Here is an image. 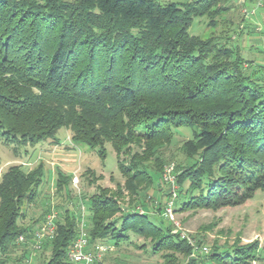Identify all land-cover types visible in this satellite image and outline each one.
Here are the masks:
<instances>
[{
  "label": "trees",
  "instance_id": "obj_1",
  "mask_svg": "<svg viewBox=\"0 0 264 264\" xmlns=\"http://www.w3.org/2000/svg\"><path fill=\"white\" fill-rule=\"evenodd\" d=\"M217 2L0 0L4 143L58 145L56 134L64 128L74 145L97 150L101 159L109 144L124 189L136 198L152 189L158 200L156 212L146 202L130 209L116 199L120 186L112 196L97 187L86 199L87 251L118 249L135 236L151 239L148 253H162L163 264H251L257 258V242L214 244L203 252L193 238V251L171 233L162 211L171 195L155 156L173 129L191 133L181 146L187 162L172 164L175 212L236 207L264 191V61L246 59L228 40L188 31L195 18L213 19ZM85 174L94 177L89 169ZM63 175L57 172V194L68 193L72 181ZM44 176L42 164L31 172L10 166L0 175V264H9L20 235L32 238L31 227L21 225L22 207L34 203ZM79 220L69 210L56 218L53 237L41 242L49 252L46 264H70Z\"/></svg>",
  "mask_w": 264,
  "mask_h": 264
},
{
  "label": "rangeland",
  "instance_id": "obj_2",
  "mask_svg": "<svg viewBox=\"0 0 264 264\" xmlns=\"http://www.w3.org/2000/svg\"><path fill=\"white\" fill-rule=\"evenodd\" d=\"M155 1L182 5L193 0ZM217 1L214 9H221L215 17L213 19L208 17L193 19L188 30L189 33L204 40L213 36L217 37L221 43L228 40L231 47L239 46L242 49L241 54L246 59L264 61V41L257 44L259 47L253 41L264 36V1L255 0L253 5L248 1L245 3H236V0ZM223 6H227L228 9L223 10ZM237 28L239 29L236 33ZM71 136L69 130L62 128L56 134V138L60 142L58 145L48 140L41 143L39 147L31 149L28 148V145L5 144V138L0 132V175L13 165H21L23 170L28 172H31L39 164H42L45 169L44 181L38 190L36 200L33 204L22 207L25 218L21 220V225L31 227L33 234L42 224L43 219L47 216L45 214L49 213V210L55 214L56 218L64 210L73 211L80 218L83 217L87 224L89 221L86 199L96 193L97 187L106 189L108 191L106 194L112 196L113 193H117V185L121 189L120 197L116 198L120 201V206L135 209L140 203L145 204L144 202H146V204L152 203L156 212L158 200L153 199L152 189L144 192V195L148 197L146 201H144L143 194L138 198L131 197L124 189V180L117 170L115 153L109 144L105 145V157L101 159L97 150H91L84 145H74L71 142ZM190 138L189 130L173 129L170 143L161 147L155 156L161 164L158 169L159 174L162 173V187L167 194H170V189L163 180L164 168L171 164L182 166L187 162L181 146L185 140ZM25 150L26 152H24ZM88 169L93 172L94 177L85 174ZM153 170L155 171V169ZM58 171L62 172L63 176H73L68 193L62 189L63 191L57 194L55 185ZM166 201H162V206L166 205ZM162 211L164 213L165 208ZM118 215L116 214V217ZM169 221L174 226L171 233L174 236L178 233L179 237L185 235L191 240L192 243L189 246L195 251L198 249L196 239L201 241L202 248L207 249L214 244L220 247H229L235 242H239L240 246L257 242L258 255L256 254L257 258L251 261V264H264V191H257L252 199L236 207H225L214 211L197 209L187 212H181L178 209L176 212L174 211L173 219ZM183 240L187 242V239ZM33 241L32 238L28 240L25 237V242L18 245L10 255L9 264H46L49 260V252L43 251L42 248L34 250ZM152 244L151 239L130 236L129 242L120 243V248L108 247V251L101 254L95 262L96 264H163V259L160 257L162 253L156 255L148 253ZM138 246L145 247L141 249L137 248ZM90 251L92 252V250ZM176 256L180 260L184 259L180 254H176Z\"/></svg>",
  "mask_w": 264,
  "mask_h": 264
},
{
  "label": "built area",
  "instance_id": "obj_3",
  "mask_svg": "<svg viewBox=\"0 0 264 264\" xmlns=\"http://www.w3.org/2000/svg\"><path fill=\"white\" fill-rule=\"evenodd\" d=\"M264 1V0H262ZM174 167L171 164L170 166H166L164 168L163 180L166 182L170 189V199L164 206V216L168 220L173 219L174 213V201L176 199V189L177 186L175 184V176L173 174ZM56 220L55 214L51 211L45 217L43 223L37 228V230L32 234V239L34 240V250H40L41 242L46 238L51 239L54 234L55 225L54 222ZM182 234V233H181ZM182 239H187V242L191 244V240L188 239L185 235L180 236ZM25 242V237L20 235L16 243L18 245ZM88 250V237L86 232V223L83 220V217L80 218L77 225V234L74 239L68 253L67 260L70 264H94L95 261L100 257L101 254L106 253L108 251V247L104 245L96 246L92 252ZM195 251V250H193ZM203 252H207V248H202Z\"/></svg>",
  "mask_w": 264,
  "mask_h": 264
},
{
  "label": "crops",
  "instance_id": "obj_4",
  "mask_svg": "<svg viewBox=\"0 0 264 264\" xmlns=\"http://www.w3.org/2000/svg\"><path fill=\"white\" fill-rule=\"evenodd\" d=\"M247 1H248L249 4L253 5L255 0H236V3H240V2L245 3V2H247ZM263 23H264V22H263ZM262 38H263V39H262ZM262 38H261V39H255V40H253V41L256 42V45H257L260 41H262V43H263V41H264V36H263ZM257 47H259V46L257 45ZM259 52H262V51H259ZM41 143L43 144V143H45V141H42V142L37 143L34 147H35V148H36L37 146L39 147V145H41ZM34 147L29 146L28 148L35 149ZM28 148H27V149H28ZM27 149H26V150H27ZM26 150H25L24 152H26ZM13 166H14V165H13ZM20 166H21V165H20Z\"/></svg>",
  "mask_w": 264,
  "mask_h": 264
}]
</instances>
